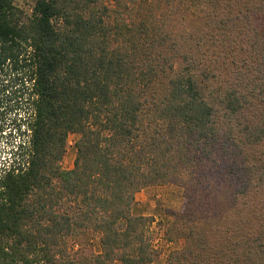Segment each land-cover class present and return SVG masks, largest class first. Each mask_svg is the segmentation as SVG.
I'll return each instance as SVG.
<instances>
[{"label": "trees", "instance_id": "16d2710c", "mask_svg": "<svg viewBox=\"0 0 264 264\" xmlns=\"http://www.w3.org/2000/svg\"><path fill=\"white\" fill-rule=\"evenodd\" d=\"M190 3L207 12L216 39H204L206 45L222 48L225 41L231 51L242 53L235 69L242 68L240 73L250 67L244 83L251 99L236 89L219 97L199 55H185L159 111L162 129L142 144L136 84L156 66L153 59L143 65L132 56L140 39L150 48L156 39L161 45L169 39L154 14L140 22L134 35L121 21L110 24L103 0H35L29 14L14 0H0V76L6 64L28 66L25 101L31 105L25 127L23 121L17 124L20 139L13 158L0 166V264H79L58 246L81 226L102 234V252L86 258L87 264L150 262L148 218L132 213L135 192L176 173L169 162L178 155L187 160L192 142L210 141L224 131L235 143L234 131L248 132L246 126L234 130L229 122V129L219 128L212 102L219 97L224 118L238 113L244 102L264 106V0ZM239 22L241 31L232 34ZM69 133L78 134L76 153L73 167L62 169ZM263 134L264 116L250 142ZM244 171L240 194L264 190L263 164ZM70 198L83 207L78 215L56 208ZM255 238L256 249L263 251V235Z\"/></svg>", "mask_w": 264, "mask_h": 264}, {"label": "rangeland", "instance_id": "374dc122", "mask_svg": "<svg viewBox=\"0 0 264 264\" xmlns=\"http://www.w3.org/2000/svg\"><path fill=\"white\" fill-rule=\"evenodd\" d=\"M103 1L109 5L110 24L121 21L128 26L129 34H134L140 22L148 18V14H154L153 19L159 22L166 38L169 37L164 45L159 44L158 39L150 40L154 43L151 48L147 40L140 39L138 49L133 52L132 59L138 64L144 65L153 59L156 66H153L154 73L145 72L146 79L136 84L142 101V144L147 135L162 129L159 111L169 99V80L184 63L185 55H199L207 82L217 90L219 97L231 89L249 97L245 94L249 87L244 80L249 77L250 67L240 73L242 68L235 69L242 53L231 51L228 42L224 41L226 45L222 48L206 45L204 39L214 43L216 38L206 20L207 12L195 9L201 7L191 6L190 0L180 1L183 4L175 0H121L117 4L111 0ZM34 2L14 0V5L29 14ZM240 24L232 34L241 31ZM215 42L220 44L222 41ZM27 69L28 66L6 64L1 71L0 166L13 158L12 150L20 139L17 124L30 118L31 105L25 101ZM219 97L212 102L218 112L215 116L217 126L227 130L230 126L226 123L229 122L234 130L239 129L240 132L246 126L248 132L237 135L234 131L233 139L239 137L235 143L223 134L224 131L210 141L192 142L187 160L178 155L176 160L169 162L176 173L166 180L148 183L135 192L132 213L148 218L147 229L153 253L152 260L145 264H264V250H257L254 244L256 235H263L264 242V190L252 196L240 194L245 180L244 170L252 164L264 166V134L259 141L250 142L253 141V131L264 116V108L256 102H244L238 113L224 118ZM24 127L25 124L21 126ZM77 138L76 133L67 136L59 162L62 169L73 167ZM56 208L72 215H78L83 209L78 201L71 198L63 199ZM101 237L100 231L81 226L64 235V243L58 247L64 249L74 263L87 264L86 258L102 252ZM34 264L49 263L39 261ZM106 264L122 263L115 259Z\"/></svg>", "mask_w": 264, "mask_h": 264}]
</instances>
